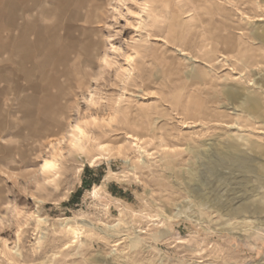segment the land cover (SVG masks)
I'll return each mask as SVG.
<instances>
[{"label": "rangeland", "instance_id": "obj_1", "mask_svg": "<svg viewBox=\"0 0 264 264\" xmlns=\"http://www.w3.org/2000/svg\"><path fill=\"white\" fill-rule=\"evenodd\" d=\"M0 264H264V0H0Z\"/></svg>", "mask_w": 264, "mask_h": 264}, {"label": "bare ground", "instance_id": "obj_2", "mask_svg": "<svg viewBox=\"0 0 264 264\" xmlns=\"http://www.w3.org/2000/svg\"><path fill=\"white\" fill-rule=\"evenodd\" d=\"M56 141H58L59 142V147L57 148V147H54L53 148V152H52V154H53V156L55 157V158H58L59 160H60V158L62 159V155H60V153H61V150L59 149L60 148V146L62 145V143H63V141H64V137L62 136V137H60V138H57V140ZM54 145V144H53ZM48 162V161H47ZM49 165V164H48ZM38 221H40V219L38 220Z\"/></svg>", "mask_w": 264, "mask_h": 264}]
</instances>
